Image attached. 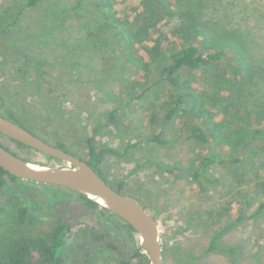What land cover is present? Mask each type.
Listing matches in <instances>:
<instances>
[{
    "label": "trees",
    "instance_id": "16d2710c",
    "mask_svg": "<svg viewBox=\"0 0 264 264\" xmlns=\"http://www.w3.org/2000/svg\"><path fill=\"white\" fill-rule=\"evenodd\" d=\"M47 1L19 0L5 9L0 16L2 51L8 48L10 29L18 17L36 10L44 13ZM69 3L58 11L59 5L54 3V10L45 13L51 19L49 24L44 22V27H50L52 22H56L54 29L58 27L59 20H55L58 14L59 19L68 12L82 19L84 15L80 12L87 5L93 8L84 12L92 15L87 38L75 42L73 47L77 65L85 59L82 53L85 48L98 46L100 40L102 46L108 45L99 36L106 34L117 42L119 60L127 65L123 73L134 75L135 83L148 84L142 95L164 97L152 115L154 120L161 121V128L138 141V145H169L171 140L165 138L167 125L180 116L184 119L181 142L188 146L208 145L207 152L194 154L190 166L179 158L180 169L188 167L187 174L194 182L207 179L212 165H240L249 158L259 157L257 165L244 169L240 175L249 180L248 188L240 195L246 199L245 209H237L232 214L230 207L234 202H231L229 207L222 208L220 215H214L217 222L225 218V230L246 220L256 226L257 221L264 219V37H260L264 17L249 11L247 5L234 10V0H76L72 5ZM119 92L134 100L130 99L134 90L126 88ZM2 100L1 97L0 115L33 133L5 109ZM123 109L117 106L108 112L104 126L113 122ZM2 138L20 151L36 152L42 158H24L0 141L3 148L24 160L48 167L61 163L0 134ZM94 140V135L85 140L83 156L70 153L86 161L105 179L100 169L103 158L119 153L112 148H97ZM51 145L69 152L61 142ZM28 184L39 185L48 193V210L38 211V205L28 198L25 188ZM113 189L128 195L121 184ZM60 200L79 203L97 218V227L83 228L59 218L58 210L52 205ZM221 234L213 235L203 254L220 253L234 259L237 247L222 243ZM84 241L96 247L87 251L84 264H97L95 258L103 254L105 263L100 264H150L132 227L95 200L62 187L14 177L0 167V264H64L70 252L80 251L76 246ZM259 241L256 239L254 249L264 245V241ZM121 246H129L131 255ZM260 251L262 260L264 249Z\"/></svg>",
    "mask_w": 264,
    "mask_h": 264
},
{
    "label": "rangeland",
    "instance_id": "374dc122",
    "mask_svg": "<svg viewBox=\"0 0 264 264\" xmlns=\"http://www.w3.org/2000/svg\"><path fill=\"white\" fill-rule=\"evenodd\" d=\"M18 1L0 0V16ZM75 1L48 0L44 3V13L26 12L10 29L12 39L7 40L8 48L0 49V98L4 100L5 109L36 136L50 144L61 142L69 152L83 156L82 145L92 135L97 148H112L118 152V155H106L100 169L111 186L121 184L125 194L137 198L157 219L162 264H264V259L260 260L264 245L254 249L256 239L264 241V219L257 221L256 226L246 220L225 230V218L219 222L214 218L231 202H234L230 207L232 214L237 209H245L246 199L240 195L248 188L249 180L240 175L257 165L259 157L249 158L240 165H212L207 179L194 182L187 174L188 167L180 169L179 158L190 166L194 154L207 152L208 145L188 146L181 142L184 119L180 116L174 117L167 125L169 128L166 127L165 138L171 140L169 145H138V141L161 128V121L154 120L152 115L158 111L164 97L142 95L148 84L135 83L134 75L123 73L127 65L119 60L117 42L106 34L99 36L108 45L102 46L100 40L98 46L85 48L82 52L85 59L77 65L73 47L75 42L87 38L92 15L84 12L93 8L87 5L80 12L84 15L82 19L68 12L60 20L58 14L55 18L59 20L58 27L54 29L56 22L44 27L51 19L45 13L54 10V3L59 5L58 11ZM234 2V10L247 5L249 11L264 17V0ZM37 35L41 37L34 38ZM262 36L264 31L261 30ZM126 88L134 90L130 97L133 101L120 94L119 91ZM117 106L124 109L113 122L104 126L108 112ZM2 139L4 145L20 156L42 159L38 153L20 151L9 140ZM55 167L70 166L61 162ZM25 188L39 212L48 210L50 196L41 186L28 184ZM53 206L61 219L83 228L97 227V218L77 202L60 200ZM217 233H222L219 239L222 243L237 247L234 259L220 253L203 254L209 240ZM94 248L89 241L80 242L76 246L80 251L70 252L64 264H84L87 251ZM121 249L131 255L129 246H121ZM105 259L106 255H99L95 262L105 263Z\"/></svg>",
    "mask_w": 264,
    "mask_h": 264
},
{
    "label": "water",
    "instance_id": "95a60500",
    "mask_svg": "<svg viewBox=\"0 0 264 264\" xmlns=\"http://www.w3.org/2000/svg\"><path fill=\"white\" fill-rule=\"evenodd\" d=\"M0 134L70 167L36 165L13 155L0 145V167L10 175L42 185L62 187L95 200L132 227L150 264H162V243L158 222L140 201L115 191L86 161L51 145L26 128L0 115ZM34 165L38 169L32 167ZM102 201V203L99 202Z\"/></svg>",
    "mask_w": 264,
    "mask_h": 264
},
{
    "label": "bare ground",
    "instance_id": "6f19581e",
    "mask_svg": "<svg viewBox=\"0 0 264 264\" xmlns=\"http://www.w3.org/2000/svg\"><path fill=\"white\" fill-rule=\"evenodd\" d=\"M32 167H33V168H35V169H38V168H37V167H35L34 165H32ZM99 202H100V203H102V201H101V200H99Z\"/></svg>",
    "mask_w": 264,
    "mask_h": 264
}]
</instances>
